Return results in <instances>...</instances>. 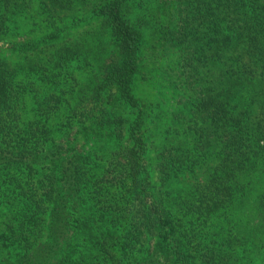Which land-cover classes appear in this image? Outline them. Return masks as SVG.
<instances>
[{
  "label": "trees",
  "instance_id": "1",
  "mask_svg": "<svg viewBox=\"0 0 264 264\" xmlns=\"http://www.w3.org/2000/svg\"><path fill=\"white\" fill-rule=\"evenodd\" d=\"M130 1L0 0V43L26 37L9 25L17 9L57 23L17 53L37 87L0 57V264H264V0H162L165 42L196 96L164 123L134 96L142 35ZM85 11L106 22L118 61L99 86L66 90L55 71L97 59L56 41L60 14ZM91 138L109 149L91 151ZM211 157L205 183L170 186Z\"/></svg>",
  "mask_w": 264,
  "mask_h": 264
},
{
  "label": "rangeland",
  "instance_id": "2",
  "mask_svg": "<svg viewBox=\"0 0 264 264\" xmlns=\"http://www.w3.org/2000/svg\"><path fill=\"white\" fill-rule=\"evenodd\" d=\"M165 10L166 7L162 0H131L127 7L128 18L142 35L139 54L141 68L134 76V96L143 105L142 108L146 110L147 120L151 115L152 118L155 117L163 123L172 112L189 109L196 99L191 90V84L189 85L184 74L185 70L181 55L173 50L171 44L165 42ZM88 14L87 11L84 14L70 12L60 14L63 24L59 26L61 31L56 34L59 37L56 41L79 40L97 59L96 65L93 60L91 63L81 58V61H75L68 67L57 69L55 72L62 70V73H65L68 79L65 85L66 90L70 89V84L75 86L76 83H81L87 88L99 86V84L93 83V78L101 75L104 70L111 69V66L118 61L117 53L119 50L115 46L117 39L114 36H111V39L109 38V31L103 18H89ZM30 15L34 16L32 20L24 19V17L28 18ZM52 21V19L47 20L40 16L35 12L33 6L28 9L24 8L23 11L17 9L16 14L10 19L9 25L12 27V33H22L26 37L18 40L17 44L12 45V42L17 39L10 35L7 40L0 43V57L11 60V66L17 72V83L22 87L25 86L27 89L37 87V84H35L37 80L29 72L28 66L24 65L17 53L27 45H31L27 42L28 39L33 37L37 39V37L49 35L50 32L54 31L57 23L55 22L52 25ZM109 41L110 44H108ZM96 67L97 74L92 73V70ZM70 75H74L75 80ZM78 87L77 85L72 91L76 92ZM104 93L105 98L110 102L114 98L115 100L119 99L117 89L109 90L106 88ZM32 94V91L27 93L29 97ZM86 107L93 109V105L87 102ZM113 107L117 109L121 106L114 103ZM130 112L135 115L136 110L130 109ZM81 128L80 130H82ZM8 137L9 128L4 129L0 140L5 141ZM91 139H93L91 144H87L88 149L91 151L100 152L109 149V146L103 147L106 145L102 142L103 140ZM217 164L218 159L211 157L200 167L187 170L176 177L171 181L170 186L187 188L195 184H203L208 180L209 174ZM154 174L155 181H159V176L156 173Z\"/></svg>",
  "mask_w": 264,
  "mask_h": 264
}]
</instances>
